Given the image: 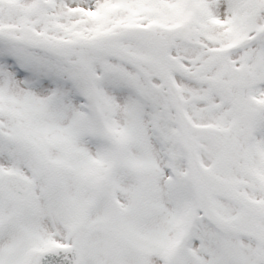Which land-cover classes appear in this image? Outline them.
<instances>
[{
  "label": "snow or ice",
  "instance_id": "1",
  "mask_svg": "<svg viewBox=\"0 0 264 264\" xmlns=\"http://www.w3.org/2000/svg\"><path fill=\"white\" fill-rule=\"evenodd\" d=\"M0 264H264V0H0Z\"/></svg>",
  "mask_w": 264,
  "mask_h": 264
}]
</instances>
